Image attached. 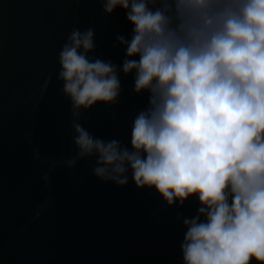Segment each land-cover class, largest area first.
I'll list each match as a JSON object with an SVG mask.
<instances>
[{
  "label": "clouds",
  "instance_id": "9594fccd",
  "mask_svg": "<svg viewBox=\"0 0 264 264\" xmlns=\"http://www.w3.org/2000/svg\"><path fill=\"white\" fill-rule=\"evenodd\" d=\"M102 5L107 14L121 7L133 25L130 40L117 36L122 71L135 73L148 106L133 121L130 149L79 123L81 109L116 102L120 79L117 65L88 56L94 31L73 27L56 76L77 149L67 165L95 157L94 175L119 186L131 171L137 188H155L170 206L198 197V214L183 218V264H264V0Z\"/></svg>",
  "mask_w": 264,
  "mask_h": 264
},
{
  "label": "water",
  "instance_id": "95a60500",
  "mask_svg": "<svg viewBox=\"0 0 264 264\" xmlns=\"http://www.w3.org/2000/svg\"><path fill=\"white\" fill-rule=\"evenodd\" d=\"M73 27L94 31L88 56L117 65L120 79L116 102L81 109L79 123L130 149L133 121L148 106L149 93L134 91L135 73L122 71L117 36L130 40L133 31L124 9L0 0V264H183V218L198 214V197L170 206L155 188H137L131 171L119 186L94 175L95 157L66 163L77 149L71 101L56 76Z\"/></svg>",
  "mask_w": 264,
  "mask_h": 264
},
{
  "label": "trees",
  "instance_id": "16d2710c",
  "mask_svg": "<svg viewBox=\"0 0 264 264\" xmlns=\"http://www.w3.org/2000/svg\"><path fill=\"white\" fill-rule=\"evenodd\" d=\"M251 264H257V261L253 260V261L251 262Z\"/></svg>",
  "mask_w": 264,
  "mask_h": 264
}]
</instances>
